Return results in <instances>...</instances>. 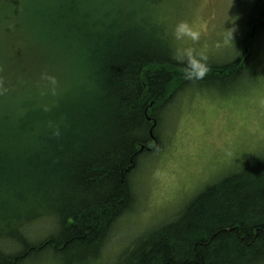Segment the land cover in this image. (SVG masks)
<instances>
[{
    "label": "trees",
    "instance_id": "1",
    "mask_svg": "<svg viewBox=\"0 0 264 264\" xmlns=\"http://www.w3.org/2000/svg\"><path fill=\"white\" fill-rule=\"evenodd\" d=\"M152 16L144 0H0V264H100L154 146L148 115L188 81ZM248 24L264 29V0ZM253 40L208 73L250 67ZM131 246L114 264H264V155Z\"/></svg>",
    "mask_w": 264,
    "mask_h": 264
},
{
    "label": "rangeland",
    "instance_id": "2",
    "mask_svg": "<svg viewBox=\"0 0 264 264\" xmlns=\"http://www.w3.org/2000/svg\"><path fill=\"white\" fill-rule=\"evenodd\" d=\"M144 1L153 7L154 23L168 33L179 20L194 21L204 32L208 62H216L242 55L243 36L251 30L248 15L258 0ZM229 16L239 17L235 48L223 42L225 27H232ZM17 44L24 45L20 36ZM253 51L262 65L258 80L189 84L164 108L160 148L141 157L133 174L134 203L114 223L100 264H114L138 236L171 219L209 184L264 155V30L254 38ZM47 225L35 223L31 232L42 233Z\"/></svg>",
    "mask_w": 264,
    "mask_h": 264
},
{
    "label": "clouds",
    "instance_id": "3",
    "mask_svg": "<svg viewBox=\"0 0 264 264\" xmlns=\"http://www.w3.org/2000/svg\"><path fill=\"white\" fill-rule=\"evenodd\" d=\"M226 22L232 27H225L223 42L235 48L233 33L235 22L238 16H229ZM225 22V24H226ZM170 37V51L172 58L183 66L184 77L188 80H202L209 72L208 57L202 47L204 32L194 21L182 19L177 21L171 28L170 33L165 34ZM220 45H217L219 47ZM55 135L59 136V129L55 130Z\"/></svg>",
    "mask_w": 264,
    "mask_h": 264
},
{
    "label": "bare ground",
    "instance_id": "4",
    "mask_svg": "<svg viewBox=\"0 0 264 264\" xmlns=\"http://www.w3.org/2000/svg\"><path fill=\"white\" fill-rule=\"evenodd\" d=\"M255 31H256V25H253L252 28H251V30H249L248 32H246L244 34V36H243L244 47L248 46V43L252 39H254L256 37ZM247 59H249V58L247 57ZM229 61H231V60L216 61V62L214 61V62H208V63L213 64V66H215L216 68H219V67H222V65L224 67V65L226 64V62H229ZM172 63L175 66H177V67H179V66L180 67H183L182 65L178 64L174 59H173ZM231 64H232L231 67L233 69L231 71L234 73L233 77L231 75V76H228L227 78L217 79V78H215V76L213 74L211 75V74L208 73L206 75V77L204 79H202V80H188L187 81V85L190 84L192 86H203L204 87L208 83L217 84L218 82H221L223 84V83H225L227 81L229 83L232 80H236L238 77H242V78L250 77L253 80H256V79L258 80L260 78V76H261L260 75V73H261V70H260L261 68L260 67L262 65H257L256 58H255V54L251 57V61H250V64H249L250 67H242L239 64V62H237V61H233V62H231ZM151 107H152V105H151ZM166 107H167V105H164V106L160 107L158 109V111H157L156 117L149 116L148 115V120H149V122H151V128H150L151 130H150V132L152 133V138H153V141H154V146H152L151 148H149L150 153H151V151L153 152L155 150V148H157L158 143H159V145H161V141H162V134L161 133H162V129H163L162 128V126H163V114H162V112L164 111V108H166ZM149 108H150V106H149ZM154 132L156 133L157 136H159V138H157L156 136L153 135ZM142 149H144V148L141 147L140 151H142ZM155 151H157V150H155ZM138 165L133 169L134 171L132 172V174L130 175V178H129V180L131 182V187H132V194H133L132 195L133 196L132 197L133 198L132 199V202L133 203H134V198H135V190H134V185H133V174L135 173L136 169L138 168ZM133 203H132V205H133ZM162 224L163 223L157 224V225H154L153 227H158V226H160ZM131 245H130V247L127 248L128 250L132 247ZM127 249L125 250V252L127 251Z\"/></svg>",
    "mask_w": 264,
    "mask_h": 264
},
{
    "label": "water",
    "instance_id": "5",
    "mask_svg": "<svg viewBox=\"0 0 264 264\" xmlns=\"http://www.w3.org/2000/svg\"><path fill=\"white\" fill-rule=\"evenodd\" d=\"M249 50H248V46L245 47V52L247 53Z\"/></svg>",
    "mask_w": 264,
    "mask_h": 264
}]
</instances>
